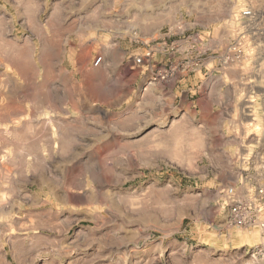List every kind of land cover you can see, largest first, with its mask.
Here are the masks:
<instances>
[{
    "label": "rangeland",
    "instance_id": "374dc122",
    "mask_svg": "<svg viewBox=\"0 0 264 264\" xmlns=\"http://www.w3.org/2000/svg\"><path fill=\"white\" fill-rule=\"evenodd\" d=\"M65 6L74 26L87 16L90 38L58 33L34 50L25 124H50L80 151L66 199L39 190L27 162L23 178L10 170L0 264H264L260 233L229 224L222 205L227 186L264 179V0ZM187 38L175 74L147 90L123 68L148 46L164 71V42Z\"/></svg>",
    "mask_w": 264,
    "mask_h": 264
},
{
    "label": "crops",
    "instance_id": "0c3cea01",
    "mask_svg": "<svg viewBox=\"0 0 264 264\" xmlns=\"http://www.w3.org/2000/svg\"><path fill=\"white\" fill-rule=\"evenodd\" d=\"M68 1L71 0H0V217L7 214L3 202L7 199L10 170L23 178L26 162L31 175L39 178V190L56 192L62 199L70 190L69 170L80 151L79 142L64 134L46 132V128H53L50 124H25V83L30 78L24 72L26 65L35 70L40 62L34 50L55 44L58 33L69 34L75 44L89 40L91 31L83 12L79 25L67 21L71 15L65 6ZM121 49L126 54L137 50ZM54 167L56 173L52 171ZM20 185L23 191L24 180Z\"/></svg>",
    "mask_w": 264,
    "mask_h": 264
},
{
    "label": "built area",
    "instance_id": "2783aa9c",
    "mask_svg": "<svg viewBox=\"0 0 264 264\" xmlns=\"http://www.w3.org/2000/svg\"><path fill=\"white\" fill-rule=\"evenodd\" d=\"M252 15L250 9L243 10L241 13V16L246 18ZM188 39L164 42L162 47L165 50L164 71L161 70L156 74L153 72L157 60L153 56L152 49L148 51V46L144 53L127 55L123 61V68L140 71L145 80L143 88L147 90L148 85L152 82L169 79L175 74L174 60L183 57L184 51L181 45ZM102 60L103 56H99L95 64L98 65ZM222 205L227 209L229 224L257 230L261 235L260 239H262L259 244L264 246V179L258 184L250 185L245 192L242 191L241 185L227 186L223 189Z\"/></svg>",
    "mask_w": 264,
    "mask_h": 264
}]
</instances>
